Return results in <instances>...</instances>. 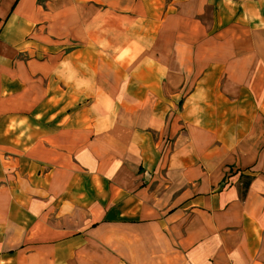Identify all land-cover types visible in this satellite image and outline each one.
Instances as JSON below:
<instances>
[{
    "label": "crops",
    "instance_id": "crops-1",
    "mask_svg": "<svg viewBox=\"0 0 264 264\" xmlns=\"http://www.w3.org/2000/svg\"><path fill=\"white\" fill-rule=\"evenodd\" d=\"M0 264H264V0H0Z\"/></svg>",
    "mask_w": 264,
    "mask_h": 264
}]
</instances>
